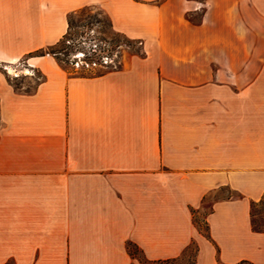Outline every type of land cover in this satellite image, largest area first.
Returning a JSON list of instances; mask_svg holds the SVG:
<instances>
[{"label":"crops","instance_id":"obj_1","mask_svg":"<svg viewBox=\"0 0 264 264\" xmlns=\"http://www.w3.org/2000/svg\"><path fill=\"white\" fill-rule=\"evenodd\" d=\"M85 5L144 54L97 75L31 57L44 78L11 84ZM263 199L264 0H0V260L140 264L132 241L151 262L195 245L190 264H264Z\"/></svg>","mask_w":264,"mask_h":264},{"label":"rangeland","instance_id":"obj_2","mask_svg":"<svg viewBox=\"0 0 264 264\" xmlns=\"http://www.w3.org/2000/svg\"><path fill=\"white\" fill-rule=\"evenodd\" d=\"M84 7V13L77 18L78 23L83 22V19H85L88 16H93L94 14L100 13L101 17L107 18V15L103 13V11L97 6V5H85ZM200 12H197L193 15H191V19L193 21H197L199 19ZM96 26L94 27L95 32H99L98 35H105V37H108L109 39L111 38H116L117 35L114 33L111 29H109V25L107 21H103L101 23H95ZM103 27H106L107 30L105 32L100 33V31L103 30ZM85 30L82 27L76 26V31H82ZM87 41H90V38H92V33L89 32L84 33ZM59 37V34L56 35H50L46 37H32V38H38V40L45 39L46 44H51L54 43L55 40ZM75 37H79V34L76 33ZM31 38V39H32ZM98 43H100L101 47L104 49L103 51L98 50L97 52V57L96 60L99 62L97 64H92V65H82V61H80V64H75V66L63 63L67 68L70 70H77L78 73H83V74H94V73H100L103 70L107 68V65L109 67H113L115 64H118L119 56L125 51L133 53V54H138V55H143L144 51L142 48V42L140 39L134 41L131 45L125 44L123 41H121L120 45H113V44H105L104 42H100L99 40H96ZM87 46V44H86ZM85 46V48H86ZM47 57L43 60L47 63L51 60V57L54 58V56L46 54ZM41 55H36L32 57H38ZM61 57H64L61 55ZM80 57L81 54H80ZM31 57H25L23 56L21 59H19L17 62L11 64L8 66V68H11V71L7 68L5 70V74L7 76V79H9L12 84L15 86H22L23 84L26 85L27 90H33L40 80L44 78V73L41 71L40 68L38 67H33L29 63V59ZM229 192L222 188L216 193L212 194L208 198V202L206 203L207 208L202 212L206 213L209 211L208 205H210L211 200L214 198H217L218 196H226L228 195ZM251 213L253 216V221H254V226L255 228H261L264 229V199L261 200L260 202H257L256 204L252 205ZM202 214L196 213L194 216L195 222L200 226L201 229L206 230V224L205 220ZM195 251V245H191L189 247V250L187 254L183 258L175 259V260H167V261H159V262H151L148 261L143 257L141 253L138 255V262L140 264H190L193 262V254ZM0 264H17L16 261L14 260H0ZM240 264H249V263H240Z\"/></svg>","mask_w":264,"mask_h":264},{"label":"trees","instance_id":"obj_3","mask_svg":"<svg viewBox=\"0 0 264 264\" xmlns=\"http://www.w3.org/2000/svg\"><path fill=\"white\" fill-rule=\"evenodd\" d=\"M84 7H81L77 10L70 11L67 14V23H68L67 29L57 41H55L54 43L39 47L33 51H30L26 53L24 56L29 58V57L36 56V55H41V56L46 55V54L52 55L57 60V62L63 68H65L70 74H77L78 73L77 70H70L63 63H67L73 66H75V64L77 63L80 64V61H82L83 66L87 64L92 65L94 62L96 64L99 63L96 60L97 52L98 50L103 51L104 49L101 47L100 43H98L96 40H99L100 42H104L105 44L111 43L113 45H120L121 41H123L125 44L131 45L134 41L138 40V39L130 38L125 33L116 30L113 26L112 20L108 16L107 18L101 17L100 13L94 14L93 16H88L85 19H83V22L78 23L77 18L84 13ZM103 21H107L109 25V29H111L114 33H116L117 35L116 38L109 39L108 37H105V35H98L99 32H95L94 30V27L96 26L95 23H101ZM76 26L82 27L83 29L85 28V30L76 31ZM105 30H107V28L103 27V30L100 31V33L103 34ZM89 32L92 33L91 35L92 38H90V41L88 42L84 33L88 34ZM76 33L79 34L80 38L75 37ZM80 52L83 53L82 57L77 56V54ZM61 55H63L64 57H61ZM107 67H109V65H107ZM100 73H94V74L79 73V74L97 75ZM9 82L12 84L10 80ZM15 87L19 88L20 86H15ZM253 204H256V202H252V205ZM257 229H260V228H257ZM127 249H128L129 254L137 259H138L139 253H141L144 257V254L141 251V249L137 246V244H135L132 241L127 242ZM240 263L253 264L252 262H249L247 260H243Z\"/></svg>","mask_w":264,"mask_h":264},{"label":"built area","instance_id":"obj_4","mask_svg":"<svg viewBox=\"0 0 264 264\" xmlns=\"http://www.w3.org/2000/svg\"><path fill=\"white\" fill-rule=\"evenodd\" d=\"M80 54H81V56H82L83 53L80 52V53L77 54V56L80 57ZM77 64H78V63H77ZM93 64H96V63L94 62ZM87 65H89V64H87Z\"/></svg>","mask_w":264,"mask_h":264},{"label":"bare ground","instance_id":"obj_5","mask_svg":"<svg viewBox=\"0 0 264 264\" xmlns=\"http://www.w3.org/2000/svg\"><path fill=\"white\" fill-rule=\"evenodd\" d=\"M9 69V71H11V68H8Z\"/></svg>","mask_w":264,"mask_h":264}]
</instances>
